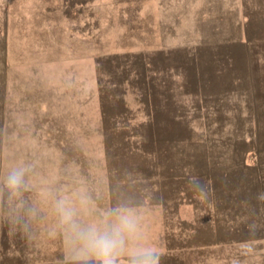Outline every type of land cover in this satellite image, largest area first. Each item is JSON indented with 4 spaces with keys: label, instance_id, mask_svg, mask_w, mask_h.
Wrapping results in <instances>:
<instances>
[{
    "label": "rangeland",
    "instance_id": "rangeland-1",
    "mask_svg": "<svg viewBox=\"0 0 264 264\" xmlns=\"http://www.w3.org/2000/svg\"><path fill=\"white\" fill-rule=\"evenodd\" d=\"M61 197L160 264H264V0H0V264H72Z\"/></svg>",
    "mask_w": 264,
    "mask_h": 264
},
{
    "label": "clouds",
    "instance_id": "clouds-1",
    "mask_svg": "<svg viewBox=\"0 0 264 264\" xmlns=\"http://www.w3.org/2000/svg\"><path fill=\"white\" fill-rule=\"evenodd\" d=\"M24 173L23 167L8 172L4 182L11 192L21 189ZM53 207L65 230L72 264H120L122 257L127 264H160V253L139 242V216L127 205L109 209L104 222L81 218L77 207L63 197L57 198Z\"/></svg>",
    "mask_w": 264,
    "mask_h": 264
}]
</instances>
